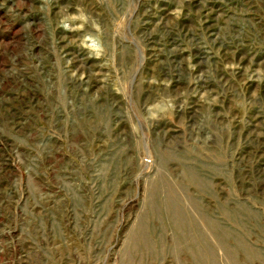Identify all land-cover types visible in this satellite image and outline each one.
<instances>
[{
	"label": "rangeland",
	"instance_id": "374dc122",
	"mask_svg": "<svg viewBox=\"0 0 264 264\" xmlns=\"http://www.w3.org/2000/svg\"><path fill=\"white\" fill-rule=\"evenodd\" d=\"M0 264H264V0H0Z\"/></svg>",
	"mask_w": 264,
	"mask_h": 264
}]
</instances>
